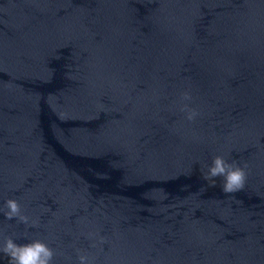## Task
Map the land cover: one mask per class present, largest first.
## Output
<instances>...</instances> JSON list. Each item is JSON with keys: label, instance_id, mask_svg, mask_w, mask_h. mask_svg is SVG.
<instances>
[{"label": "water", "instance_id": "water-1", "mask_svg": "<svg viewBox=\"0 0 264 264\" xmlns=\"http://www.w3.org/2000/svg\"><path fill=\"white\" fill-rule=\"evenodd\" d=\"M216 156L241 191L204 179ZM9 237L51 264H264V0H0Z\"/></svg>", "mask_w": 264, "mask_h": 264}, {"label": "clouds", "instance_id": "clouds-1", "mask_svg": "<svg viewBox=\"0 0 264 264\" xmlns=\"http://www.w3.org/2000/svg\"><path fill=\"white\" fill-rule=\"evenodd\" d=\"M182 99L190 100L191 96L188 92L182 94ZM182 110L187 111V119L194 120L198 115L195 109H189L184 105ZM221 177V191L225 194L236 193L244 188L247 174L243 168L228 163L223 157L216 156L212 163L208 166L207 173L204 177L206 180H212L215 186L216 178ZM7 211L3 215L8 220L17 219L20 223L28 227V217L21 213L19 203L14 199L6 201ZM0 252L9 257L10 264H51L54 251L44 242L35 240L26 244H17L10 237L6 239L4 246L0 248ZM79 264H88V258L85 255L78 256Z\"/></svg>", "mask_w": 264, "mask_h": 264}]
</instances>
